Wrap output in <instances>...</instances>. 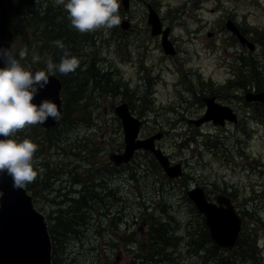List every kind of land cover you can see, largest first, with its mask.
Instances as JSON below:
<instances>
[{
    "label": "rangeland",
    "instance_id": "374dc122",
    "mask_svg": "<svg viewBox=\"0 0 264 264\" xmlns=\"http://www.w3.org/2000/svg\"><path fill=\"white\" fill-rule=\"evenodd\" d=\"M118 2L124 10L121 0ZM36 3L34 6L32 4L31 7L23 8L35 15L48 11V6L52 3L57 6L54 0H36ZM146 4L157 12L164 27L171 28L169 40L172 53L166 52L160 37L152 36ZM119 15V26L107 33L100 30L86 36L87 39L79 46L84 57L77 56L81 64L76 71L80 73L68 74L62 79L67 85L68 95L76 93L79 98L82 95L83 76L89 77L86 69L92 64L106 72L112 71L110 78L114 79L109 85L96 80V83H91L84 99L76 101L73 106L72 114L80 113L93 123V133L88 135L87 140H73L78 129H82V134H85L87 126H62L54 131L58 137L57 144L45 152H40L44 143L38 136L40 134L32 131L30 127L25 130L32 136L37 135V139L31 140L38 145L35 154L38 160L36 167L44 170L38 174L36 181L29 184L36 191L35 196H30L35 200L36 209L45 215L49 223L56 221L60 216H66L70 210L76 208H60L54 201L57 197L53 194L55 190H43L41 183L57 184L56 187L59 188L70 184L69 180L76 179L92 189L94 183L99 184L103 179H108L107 186L119 192L116 197L120 196L130 204L126 215H115L112 221L124 223L121 227L125 228L131 237H136L138 242L131 244V253L122 256L119 261L117 256H111L110 259L104 256L100 257L101 264L110 260L117 264H130L137 256L139 242L148 244L145 240L148 226L143 224V221H150L151 214L160 219L172 218L174 221H171V228L181 240L175 241V245H160V253L154 257L158 262L149 264H205L199 254L195 253V247L190 244V234L200 230L201 214L188 198V190L195 186H207L210 190L217 191L215 194L211 192L213 198L224 194L235 201L237 199L238 211L242 217L244 216L241 209L246 204L242 197L247 194V201L252 199L257 205V208L253 206L250 209L255 208L256 216L261 213L264 218V168H258L256 164L252 172L247 167L251 166L247 162L250 157L264 162V124L254 123L251 126V123H246L240 131L236 124H231L236 129L227 131L214 125L197 128L193 121L201 116L205 97L217 96L223 104L234 105L240 111L242 107H246L243 94L239 93L237 87L232 86L227 96L225 87L229 81H226L235 74L237 68L239 74L246 78L252 75L253 71L256 72L253 77H257L261 72L260 66L264 71L263 45L260 44L264 39V0H131L130 12H119ZM229 21L235 23L241 31L247 30L248 38L258 42H255L257 49L254 52L243 49L239 42L236 43L227 30ZM124 22H127L126 28L122 27ZM17 44L20 46V40ZM23 47L21 46V49ZM26 47L32 56H36L35 44L33 47ZM3 48H7L6 43ZM240 57H249V61L241 62ZM245 63L249 65L248 68L244 67ZM23 64L29 70L37 67V63L32 60ZM197 77L205 79L204 86L196 85ZM210 80L214 83L208 84ZM211 86L215 89L213 94L209 91ZM198 90H204L205 93L209 91L202 96L201 102H198L199 98L196 97ZM121 104H127L132 115L142 122V139L161 135L155 146L169 159L172 157L170 160L174 162L173 165L182 164L185 171L182 181L165 182L161 186H155V177H147L143 168L147 165L153 167L154 157L149 151L137 152L127 164H114L111 157L124 154L126 147L123 123L116 113ZM77 108L78 111L75 110ZM258 109L259 107H256L257 112ZM71 128L74 129L70 130ZM219 136L227 137L230 143L242 142L247 156L242 157L235 154V151L233 155L230 152L214 155L207 151L202 144L203 139ZM69 137L72 138L69 140ZM193 137L198 139L197 142L187 145L185 141ZM234 144L231 143V146L234 147ZM75 147L77 151L79 147L89 151L94 149V156L80 154L75 159L71 156L56 155L47 160L39 156L40 153L62 152L60 148L72 152ZM47 163L48 168L55 170V177L51 180H46L44 165ZM91 166L95 171L88 174V168ZM70 167L77 168L78 172L75 173ZM92 175H95L96 179ZM131 175L134 176V181L129 184L127 180ZM220 189L225 192L220 193ZM145 204L148 207H144ZM89 215V224L81 227L80 237L70 239L65 244V254L73 259L74 264H92V261L98 258L94 248L98 241L94 237L93 221L100 218L97 211ZM256 230L259 231L257 245L261 256L258 264H264V224ZM244 264L254 263L248 260Z\"/></svg>",
    "mask_w": 264,
    "mask_h": 264
},
{
    "label": "trees",
    "instance_id": "16d2710c",
    "mask_svg": "<svg viewBox=\"0 0 264 264\" xmlns=\"http://www.w3.org/2000/svg\"><path fill=\"white\" fill-rule=\"evenodd\" d=\"M32 4L33 6L37 4L36 0H0V44L2 45V47L4 43H6L7 48L10 47L12 43H14L17 54L19 53V51L26 49L27 58L21 61V63L23 64V62L25 61H31L33 57L31 55V52L27 51L26 46L33 47V45L35 44L34 52H36V56L40 57V60L39 62H37L36 66L45 70L48 58H51L53 63L59 64L61 58L64 55V50L69 51L76 57L79 56L80 58H83L84 55L82 54V50L79 46L87 39L86 36H91L93 35V33L82 35L74 30L70 25V21L67 18V13L65 12L62 5L55 6L52 3L48 6V11L44 12L43 14L37 13L33 15L29 12L28 9L23 8L31 7ZM119 12L128 14V12L124 11L121 7ZM242 32L245 35L249 34V32L245 29H242ZM18 40H20V46L19 44H17ZM56 40H60L63 42V44L65 45L64 50L54 46L52 42ZM234 40L238 42L236 39ZM260 44L263 45L262 50L264 52V39L260 42ZM21 46L24 47L21 49ZM239 61L248 62L249 57H240ZM244 67L248 68L249 65L245 63ZM259 71L261 72L260 74H257V77H253V74L256 73L253 71L252 75L246 78L239 74L237 68L235 74L227 80V82L229 81L225 87V93L227 94V96L230 94V89L232 86H238V88H240L239 93L243 94V100H245L247 92L251 91L253 88H256L258 92L263 91L264 71L262 70L261 66L259 67ZM76 72L80 73L79 71ZM111 73L112 71L106 72L100 67L95 68V65L92 64L89 69H86V74H89V77L83 76V84L80 83L83 86L82 95L77 98L76 93L71 94V96H74V99L73 101L68 103V107H73L76 101H82L88 88L91 86V83H96V80L99 82L104 81L103 84L109 85L110 81L114 79L110 78ZM55 75L61 78V80L65 76L60 74L59 72H56ZM185 82L186 81H184V83ZM195 82L198 87L204 86L205 79L203 77H197ZM210 83H212V81L208 84ZM214 90L215 89L213 86L209 88V91H211L210 93L212 94L214 93ZM208 92L205 93L204 90H201V92L198 90L196 92V97L199 98L198 102H201L202 96L207 94ZM112 93L113 92L111 91V94ZM245 101L249 104L255 103L248 102L247 99ZM257 107H259L258 124L262 125L264 124V104L261 103ZM39 128L40 127L38 125L30 127L32 131H37L38 133ZM14 138L20 141H22L23 139L35 140L37 139V135L32 136L31 134L23 130L17 133ZM197 140V138L193 137L187 139L185 142H187V145H193V142H197ZM231 143L234 144V142ZM231 143L230 140H228V138L225 136H219L216 138L206 137L202 141V144H204L206 150L214 155L227 154L228 152L233 155V152L235 151V154L241 155L242 157L247 156L243 145H241L243 144L242 142L238 141L236 144H234V147L231 146ZM56 144L57 141L55 139V134L53 133L49 138L47 149L53 148ZM93 150L94 149H91L89 151L88 149L79 147V151L77 152L92 153ZM41 151L42 148L40 152ZM156 161L157 160H155V162L153 163V167H149V169L162 170L159 166L160 164ZM247 162L251 165L250 167L247 165V167L252 172H254L256 164L258 168H264V162L262 160H258V158L250 157L248 158ZM48 179L51 180L50 176ZM52 185L53 183L51 184V186ZM27 189L30 190L32 189V187L28 185ZM220 192L225 191L220 189ZM246 195L247 194H244V196L242 197L246 202L244 208L241 209L243 211L242 215L244 216L242 232L240 234L236 247L231 251L220 248L213 242L210 236V232L206 226L205 219L202 215H200V230H196L194 233L190 234V244L191 246L195 247V253L199 254L201 259L205 261V264H244L248 260L252 261V263L254 264H258V262L261 260L257 245L259 231L256 230V228H259L264 224V218L262 217L261 213L256 216L255 208H257V205L252 199L247 201ZM234 196H236V194ZM253 206L255 208L250 209V207ZM92 212V210L74 209L70 210L69 213L66 214V216H60L56 219V221H49V232L52 237L53 245V264H74L73 259L67 257L65 254V244L68 243L70 239L80 237V229L82 226H86L89 224L88 218L90 217L89 214H91ZM145 215L146 213L144 214V216ZM171 221L174 220L172 218L160 219L154 214H151V221H148L150 228V238L148 240V244L145 245L144 243H142L144 249L138 250L137 256L132 260L130 264L153 263L155 261V255L160 253L158 249L160 245H175L176 242L181 240V237L176 236L175 231L171 228ZM136 242H138V239L132 236L131 243L136 244ZM143 252H145V254ZM100 261L101 258L94 259L92 261V264H101ZM155 262L157 263L158 260H156ZM102 264L116 263H113V260H110V262L103 261Z\"/></svg>",
    "mask_w": 264,
    "mask_h": 264
},
{
    "label": "water",
    "instance_id": "95a60500",
    "mask_svg": "<svg viewBox=\"0 0 264 264\" xmlns=\"http://www.w3.org/2000/svg\"><path fill=\"white\" fill-rule=\"evenodd\" d=\"M121 3L126 12L130 11L131 0H121ZM147 6L148 24L151 26L152 36H161L162 46L167 53L170 51L172 53V44L169 40L171 28H164L157 12L150 5L146 4ZM126 24L127 22H124L122 27L126 28ZM227 28L250 52L257 49L256 44L248 40L235 23L229 21ZM208 36L211 37V34ZM0 67H3L2 61ZM35 70L45 69L38 67L31 69V71ZM49 79L50 83L36 96L34 103L39 104L44 99H50L57 104L62 115V81L56 75L50 76ZM247 101L264 104V91L249 93ZM204 102L208 113L194 121L196 127L211 121L209 118L211 112L219 115L221 126H224L226 120L233 124L238 122V115L231 106L216 102V97H205ZM116 113L123 123L126 144L124 154L111 157L116 165L129 163L139 151H149L153 153L169 178L177 179L183 175L182 164L173 165L168 156L156 148V140L160 139L161 135L142 139L140 137L142 122L132 115L127 104H121ZM60 119L56 122L49 118L47 123L40 126L50 130L59 124ZM187 195L204 217L213 242L220 248L233 250L238 243L244 220L232 200L219 195L216 202L209 201L206 189L202 187L189 190ZM52 247V237L46 217L36 209L27 188L14 190L10 177L0 176V264H53Z\"/></svg>",
    "mask_w": 264,
    "mask_h": 264
},
{
    "label": "clouds",
    "instance_id": "9594fccd",
    "mask_svg": "<svg viewBox=\"0 0 264 264\" xmlns=\"http://www.w3.org/2000/svg\"><path fill=\"white\" fill-rule=\"evenodd\" d=\"M57 6H63L71 27L80 34L107 31L121 24L118 0H54ZM64 50L62 41L52 42ZM88 49H85L87 51ZM26 49L17 54L15 44L0 47V176L7 175L14 190H23L36 181L44 170L37 169L35 156L38 145L30 139H15L17 133L29 127L43 125L49 118L58 122L61 112L55 102L44 99L39 104L34 100L41 90L50 83V76L59 72L62 75L75 73L81 61L69 51L59 64L48 58L46 70L31 71L23 65ZM39 56H33L32 62H39Z\"/></svg>",
    "mask_w": 264,
    "mask_h": 264
},
{
    "label": "flooded vegetation",
    "instance_id": "af4514ba",
    "mask_svg": "<svg viewBox=\"0 0 264 264\" xmlns=\"http://www.w3.org/2000/svg\"><path fill=\"white\" fill-rule=\"evenodd\" d=\"M233 39L237 40V37L235 35H233ZM243 49H246V48H243ZM209 82H211V80ZM62 85L63 86H62V92H61V99L63 101V112H62L59 124L50 130L38 125L40 127L39 128V134L40 135H38V136L41 137L44 141L43 145H41V148H42L41 152H45L47 150V148H48L47 145H48V141H49L51 134H53L54 131H57L62 126H64V128L68 127V126H77V124H80V128H84V126H87V129H85V131H86L85 134H82V129H78V131L75 134V137H73V140H87L86 138L88 137V135L93 133L92 132V130H93V123L92 122H90L89 120L84 118V116L82 117L80 115V113H76L77 115L72 114L74 107H71V108L68 107V103L73 101L74 96L68 95L67 85L64 84L63 81H62ZM236 87L238 88V86H236ZM238 89H240V88H238ZM249 93H255L256 94L259 92L257 91L256 88H253L251 91L247 92V94L245 96L246 97L245 100L247 99V95ZM209 97H216V102H218L222 105H227V104H223L217 96H209ZM205 104L203 105L204 110L198 119H200L201 117L205 116L206 113H208L207 112V106ZM244 104L246 105V107H242L241 108L242 111L238 110L234 105H230L231 108L234 110V112L238 115V122L236 123V125L238 127V131H240L242 129L243 125L246 123H251V126H253L254 123L258 124V112L256 111V107L261 103L255 102V103H251V104H249V103H247V104L244 103ZM68 110H70V111H68ZM75 110L78 111V108ZM218 116L219 115L216 113H212V112L209 113V118L211 119V121L206 122V124L202 125L200 128L204 127L205 125H214L215 127L224 128L227 131H229L231 128L236 129L234 126H231V124H233V123H230L228 120L225 121L224 126H221L220 125L221 120ZM193 121H195V120H193ZM240 124H242V126H239ZM233 125H235V124H233ZM73 129L74 128H71L70 130H73ZM71 138L72 137H69V140ZM55 139H56V141L58 139V137L56 135H55ZM60 151H62V152H56L53 154L40 153L39 156L44 158L45 160L51 159L53 156H56V155H59V156L62 155L65 157L71 156V157L76 159L80 156V154H92V153H79V152H77L76 147H75V150H73L72 152H69L67 149H64V148H60ZM65 151H67V152H65ZM154 162H155V160H154ZM172 163H174V162H172ZM51 165H53V164L51 163ZM44 167H45L46 174H47L46 180H49L48 179L49 176L51 179L54 178L55 177V170L48 168V163L46 165H44ZM63 167H65V166H63ZM143 168H145L144 170H145V173L147 174V177H149V176L155 177V180L153 181L155 183V186H161L165 182H172V183L173 182H179L185 178V176H184L185 171L181 177H179L177 179H171L167 176V174L164 172V170L162 168L161 169H162L163 173L161 170L149 169L148 165H147V167H143ZM70 169L73 170L75 173L78 172V169L75 167H70ZM94 171H95V169L93 168V166H91L90 168H88L87 173L93 174ZM115 174H116V172H115ZM92 176H93V178L96 179L95 175H92ZM127 181L129 184H132V182L134 181L133 175H131V178H129ZM68 183H70V184H68V185L64 184L59 188L56 187L57 184H53L51 186V184L45 185V184L41 183L40 186L43 190H47L48 192L55 190V192L53 194H56L57 197L54 198V201L60 208L68 207V208L97 211V214L99 215L100 220H103V221H100V220L93 221L94 225H95L94 237L98 241V243L95 245L94 248L96 250V255L98 258H100V257L103 258L104 256H106L107 258L110 259L111 256L112 257L117 256V261H119V259L122 256H126L127 254H130L131 253V244H132L131 243V235L129 233H126L125 228L121 227V225L122 224L124 225V223H122L121 221H112V218L115 215H117V216H119L120 214L122 216L126 215L128 213V211L126 209L130 207V204L127 203L124 199L122 200L120 198V196L116 197V195L119 194V192L117 190L111 189L107 186L108 179H103L102 181H100L99 184L94 183L91 187L92 189H90L89 185H85V184L77 182L76 179H71V180H69ZM72 183L74 185H72ZM205 189H206V192L208 194L209 201L216 202V198L219 195H224V194H219V195H216L215 198H213L212 193L215 194V192H217V191H212L207 186L205 187ZM28 192H29V194H32L33 196H35L36 191L34 189H30V190H28ZM220 193H224V192H220ZM224 196H226V195H224ZM226 197H228V196H226ZM228 198H230V197H228ZM230 199L235 204V207L238 210L239 209V207H238L239 201L236 199V201H237L236 202L233 198H230ZM34 202H35V200H34ZM143 206L148 207V205H146V204ZM113 210H116V211L114 212ZM128 221H130V220H128ZM143 224L148 226L147 235L145 238V240L148 241L150 238V236H149V231H150L149 223H148V221H143ZM139 249L140 250L144 249L142 242H139L138 250ZM114 263H116V262L114 261Z\"/></svg>",
    "mask_w": 264,
    "mask_h": 264
}]
</instances>
